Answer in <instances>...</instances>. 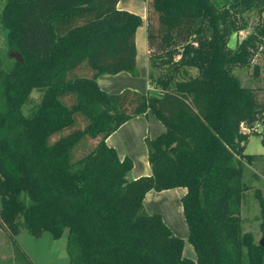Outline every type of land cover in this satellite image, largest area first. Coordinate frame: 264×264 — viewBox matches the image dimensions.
Listing matches in <instances>:
<instances>
[{
  "label": "trees",
  "instance_id": "16d2710c",
  "mask_svg": "<svg viewBox=\"0 0 264 264\" xmlns=\"http://www.w3.org/2000/svg\"><path fill=\"white\" fill-rule=\"evenodd\" d=\"M119 1L4 0L0 28L22 57L6 67L0 56V220L12 238L22 228L55 238L68 230V264H264V246L241 216L244 162L254 156L245 149L264 122V96L236 71L264 44V21L230 44L249 12L264 18V0H151L156 89L115 93L98 77L139 74L135 34L143 24ZM84 62L90 75H70ZM148 110L166 129L146 139L152 173L131 178L133 159L106 139ZM78 113L86 123L74 128ZM86 139L96 142L75 160ZM177 186L187 189L181 200L196 259L145 206L150 189ZM255 194L264 233V195Z\"/></svg>",
  "mask_w": 264,
  "mask_h": 264
},
{
  "label": "rangeland",
  "instance_id": "374dc122",
  "mask_svg": "<svg viewBox=\"0 0 264 264\" xmlns=\"http://www.w3.org/2000/svg\"><path fill=\"white\" fill-rule=\"evenodd\" d=\"M3 4L4 0H0V8ZM148 7L150 8L149 11H151L150 24L157 25L158 19L156 13L151 8V0H148ZM248 19V27L233 35L230 42L231 45L235 46L238 39L247 36L255 30V26L259 22L264 21V18L256 11L249 12ZM16 55L22 57L18 50L9 46L6 32L0 28V56L3 59L4 65L6 67L10 66ZM256 64L258 65V70L256 69ZM91 71L90 65L84 62L71 71L70 75L90 74ZM236 71L241 77L243 84L257 87L260 89L261 95L264 96V44H261L254 54L249 67L238 68ZM33 95L37 98L39 97V93L35 90L33 91ZM64 100L68 104H72L75 102V96L73 94L65 95ZM85 123V117L78 113L74 128L83 126ZM74 128H65L55 133L51 140L58 138L62 134H66ZM255 130L257 133L249 136L245 149L247 153H252L254 156L251 160H245L244 162L243 180L249 187L244 190L242 195L241 216L244 229L252 231L256 240L260 242L264 233L260 227V206L255 189L260 188L264 195V122L257 123ZM93 143L89 139L84 140L73 150V158L76 160L84 155L93 146ZM181 204V197H174L173 200H161V202L156 204V207L159 206V209L163 211L173 232L184 238V254L196 259L197 253L193 244L188 239L189 229L183 209H180ZM150 209L158 208L148 207V210ZM171 215L174 216H172L173 219L169 218ZM67 236L68 230H65L60 237L55 238L50 231H45L41 236H35L27 228H22L12 238L0 220V264H68L71 258L67 251Z\"/></svg>",
  "mask_w": 264,
  "mask_h": 264
},
{
  "label": "crops",
  "instance_id": "0c3cea01",
  "mask_svg": "<svg viewBox=\"0 0 264 264\" xmlns=\"http://www.w3.org/2000/svg\"><path fill=\"white\" fill-rule=\"evenodd\" d=\"M117 5L119 8L130 10L143 17V24L138 26L135 34L139 74L133 75L128 71H121L115 74L103 73L99 75L98 82L100 86L108 92L119 93L127 89L140 92L153 91L156 89V86L149 77V46L147 38L149 15L148 0H120ZM165 129L166 125L163 121L159 119L154 112L148 110L145 113L135 115L125 121L115 131L108 135L106 140L110 145L116 148L121 158L130 156L133 159V167L129 176L131 178H137L141 175L152 173L146 143L147 137L153 138L165 131ZM93 141L96 142V139H93ZM186 190L184 186L163 190L150 189L145 195V206L147 211L150 213L160 212L164 220L170 226L167 217L163 211L159 209V206L156 207V204L163 199L173 200L174 197L180 198ZM148 207L158 209L148 210ZM180 209H183L182 204L180 205ZM172 216L173 215L169 216V218L173 219L174 216Z\"/></svg>",
  "mask_w": 264,
  "mask_h": 264
},
{
  "label": "water",
  "instance_id": "95a60500",
  "mask_svg": "<svg viewBox=\"0 0 264 264\" xmlns=\"http://www.w3.org/2000/svg\"><path fill=\"white\" fill-rule=\"evenodd\" d=\"M16 57H17L18 59H21V56H20V55H16ZM259 243L262 244V245L264 246V235H263V237L261 238V240H260Z\"/></svg>",
  "mask_w": 264,
  "mask_h": 264
}]
</instances>
